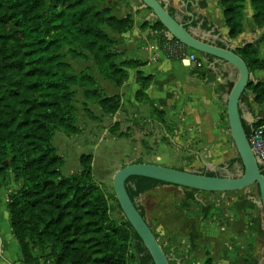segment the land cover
I'll return each mask as SVG.
<instances>
[{
	"label": "crops",
	"instance_id": "0c3cea01",
	"mask_svg": "<svg viewBox=\"0 0 264 264\" xmlns=\"http://www.w3.org/2000/svg\"><path fill=\"white\" fill-rule=\"evenodd\" d=\"M100 5L118 20H133L132 26L122 31L105 28L114 41L116 64L127 77L117 85L104 76L87 50L67 46L62 50L64 62L77 78L71 89L79 130L77 134L60 128L53 132L52 142L65 162L63 175L79 172L81 157L90 155L94 182L111 191L116 173L141 162V157L148 159V164L186 169L183 165L189 155L202 159L204 154L234 153L225 103L232 83L231 67L218 64L214 70L207 64L203 70H194L153 50L165 30L154 28L157 20L152 11L141 10L136 0H104ZM244 5V31L236 40L228 37L220 0H170L169 8L181 23L211 32L224 47L221 40L240 46L258 38L250 0ZM144 78L148 79L145 88L141 83ZM257 78L262 80L264 75ZM142 91L146 99L140 98ZM248 93L241 110L248 120L245 126L252 129L264 121V103H253L254 95ZM114 97L120 99L118 110H104L101 99ZM156 110L164 113L162 118ZM58 134H63L58 139L60 146L56 144ZM88 141L91 152L84 147ZM132 150L133 158L128 154ZM70 151L77 153L74 168L68 167ZM235 159L233 155L225 160ZM17 188L11 172L0 176V264H27L8 211L9 197ZM256 198L244 191L222 195L158 185L141 194L138 203L159 244L172 256V264H260L264 260V217L253 202Z\"/></svg>",
	"mask_w": 264,
	"mask_h": 264
},
{
	"label": "trees",
	"instance_id": "16d2710c",
	"mask_svg": "<svg viewBox=\"0 0 264 264\" xmlns=\"http://www.w3.org/2000/svg\"><path fill=\"white\" fill-rule=\"evenodd\" d=\"M102 1L0 0V174L11 168L15 182H23L11 193L8 211L27 264L33 263L29 247L35 242L50 246L54 264H127L128 232L139 243L140 264H154L125 217L127 228L110 219L108 198L93 179L92 156L81 157L80 173L64 177V159L52 142L55 129L68 134L79 132L71 89L77 78L64 62V47L87 50L104 76L117 85L126 80V72L116 64L114 41L105 28L122 31L130 28L133 20L116 19L110 9L101 8ZM244 3L220 0L232 40L244 31ZM250 5L253 23L257 28L264 27V0H250ZM154 28L165 30L159 21ZM262 44L264 37L236 50L253 74L264 71V61L259 59ZM256 80L242 101H248L251 92L253 103H264V80ZM147 81L141 80L144 88ZM232 88L230 83L229 92ZM140 98L146 99L143 91ZM100 104L104 110L115 112L120 99L104 98ZM154 112L163 117V112ZM245 129L249 137L251 129ZM5 161H9L7 166L3 165ZM158 185L165 184L132 177L127 190L137 201ZM138 209L146 218L139 204Z\"/></svg>",
	"mask_w": 264,
	"mask_h": 264
},
{
	"label": "water",
	"instance_id": "95a60500",
	"mask_svg": "<svg viewBox=\"0 0 264 264\" xmlns=\"http://www.w3.org/2000/svg\"><path fill=\"white\" fill-rule=\"evenodd\" d=\"M141 4L140 9L152 11V17L159 21L165 28L160 35V41L177 40L187 47L201 53L206 63L216 70L218 64H227L233 70L231 80L233 88L225 97L229 132L232 137L238 159L236 175L228 169L227 164L221 169L220 177L200 174L191 169H176L148 163H135L119 170L114 178L113 188L122 214L130 223L133 230L141 239L144 247L150 254L154 264H171L172 256L167 254L159 244L146 218L138 209V200L133 201L127 190V182L132 177L146 178L175 186L180 189H191L199 193H227L245 191L256 185L259 197L253 202L262 211L264 217V165L256 156L246 133L244 122H248L242 115V97L251 83L256 84L254 74L249 70L246 62L236 53L241 46L226 44L219 46L218 37L211 32L201 30L200 27H190L180 22L172 12L170 0H136ZM191 17L193 15L191 14ZM210 58L212 60H210ZM187 65V62L184 63ZM168 136V133L165 132ZM174 143V139H171ZM208 169V165L205 163ZM212 166V165H210ZM264 226V222H263ZM264 264V260L260 262Z\"/></svg>",
	"mask_w": 264,
	"mask_h": 264
},
{
	"label": "rangeland",
	"instance_id": "374dc122",
	"mask_svg": "<svg viewBox=\"0 0 264 264\" xmlns=\"http://www.w3.org/2000/svg\"><path fill=\"white\" fill-rule=\"evenodd\" d=\"M252 21H253V17H252ZM253 25H254L255 29L257 30V36H258L257 40H259L260 38H263L264 37V27L257 28L254 23H253ZM257 40H255V41H257ZM255 41H253L252 43H254ZM245 44H247V43H244L242 45L240 43V46H244ZM259 59L264 61V44L260 45ZM254 74H255L254 75L255 78H257L259 76H263L264 75V71H255ZM256 74H257V76H256ZM262 80H264V79L262 78ZM228 92H229V90H228ZM226 120H227V123H228L227 113H226ZM79 123H81V120L79 121ZM95 131H97V129H95ZM101 131H102V129H99V132H101ZM59 133H63V132H59ZM88 133H89V131H88ZM61 135H63V134H58V138H57V141H56V144L58 146H60V144H59L60 140H58V139H59V137ZM83 138L84 137H82V139ZM84 147L87 148V150H88L86 152H91V151H89V150H91V147H92L91 141H88V144L86 146H84ZM81 148H83V146ZM88 154H91V153H88ZM128 154H129V157H131V155H132L131 158L134 157L133 150L130 151ZM233 155L236 157L235 160H237L238 159L237 152L234 151V153L221 154V155L218 154V155H215V156L214 155L212 156V155H205L204 154L202 156V159L198 155H191V156L189 155L190 159L186 160L187 162L184 160V158H182V161L186 162L183 165L184 167H186V169H191V170L200 171V172L209 171V174L213 175V174H218V173L222 172L221 171L222 167L224 165H226V164H229V162L232 161V160L226 161L225 160L226 157H228V156L232 157ZM68 156H69V166L68 167H73L74 168V166L76 165L77 153L74 152V151H70ZM140 159L142 161L138 162V163H147L148 159H146L145 157H141ZM109 160L110 159H108L107 162H109ZM8 163H9V161H5L3 163V165L7 166ZM205 163L209 166L208 169L205 166ZM133 164H135V163H133ZM210 165H212V166H210ZM62 171L63 170H61V173H62ZM81 171H82V169L79 172L74 173V174H72L70 176L76 175V174L80 173ZM7 172H11L13 174L12 169L9 168L5 172V174H0V176L6 177ZM62 176L70 177V176L63 175V173H62ZM13 177H14V174H13ZM21 183L23 184V182H21ZM21 183L18 184V188L17 189H19L21 187V185H22ZM98 183L101 185V182H98ZM101 186H103V185H101ZM100 190L108 198L109 216H110V219L112 220V222L116 223L119 226H125L127 228L126 220L123 217L121 208H120L118 202L113 198L114 197V188L112 187L111 191H108L105 187H100ZM244 192L249 193V194H253V195L259 197V191H258V187L256 185L252 186L248 190H245ZM128 237H129V239H128V241H129V249H128L127 254H126V262H127V264H132L133 262L140 263L139 253H138V249H137L139 243L134 239V237L131 234V232H128ZM51 253H52L51 248L47 244L45 245V244H39L38 242H35V243L31 244L30 247H29V255H30V257H32V261H31V262H33L32 264H54L55 259H54L53 256H51Z\"/></svg>",
	"mask_w": 264,
	"mask_h": 264
},
{
	"label": "built area",
	"instance_id": "2783aa9c",
	"mask_svg": "<svg viewBox=\"0 0 264 264\" xmlns=\"http://www.w3.org/2000/svg\"><path fill=\"white\" fill-rule=\"evenodd\" d=\"M152 49L163 52L169 59L178 60L183 64L187 62L186 66L194 70H203L207 66L205 57L201 53L177 40H163L152 46ZM249 141L256 156L264 165V125L254 126L251 129Z\"/></svg>",
	"mask_w": 264,
	"mask_h": 264
},
{
	"label": "flooded vegetation",
	"instance_id": "af4514ba",
	"mask_svg": "<svg viewBox=\"0 0 264 264\" xmlns=\"http://www.w3.org/2000/svg\"><path fill=\"white\" fill-rule=\"evenodd\" d=\"M236 163H241L239 159L237 160H232L231 162H229V164H227L228 166V169L229 171L234 175V176H237L236 175V168H235V164ZM198 173L200 174H206V175H209V171H205V172H200V171H197ZM222 174V172L218 173V174H213V176H217V177H220ZM212 175V174H210ZM172 264V263H171Z\"/></svg>",
	"mask_w": 264,
	"mask_h": 264
}]
</instances>
